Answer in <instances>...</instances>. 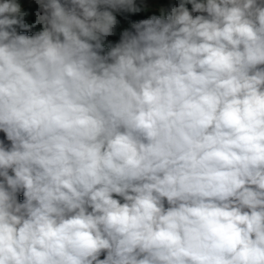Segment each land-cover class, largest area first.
<instances>
[{"label":"clouds","instance_id":"clouds-1","mask_svg":"<svg viewBox=\"0 0 264 264\" xmlns=\"http://www.w3.org/2000/svg\"><path fill=\"white\" fill-rule=\"evenodd\" d=\"M34 3L0 0V264H264V0Z\"/></svg>","mask_w":264,"mask_h":264},{"label":"trees","instance_id":"trees-1","mask_svg":"<svg viewBox=\"0 0 264 264\" xmlns=\"http://www.w3.org/2000/svg\"><path fill=\"white\" fill-rule=\"evenodd\" d=\"M24 7L30 9L33 12L36 9V5H35L34 2H31V3L27 4V5H25ZM141 18H147V16L144 15V14H137L136 16L129 17V19L130 20H133V21L134 20H137V19H141ZM33 19H34V17H33ZM122 23L124 24V26H127L128 25V21L127 20L122 21ZM0 138H3V134L2 133H0Z\"/></svg>","mask_w":264,"mask_h":264},{"label":"rangeland","instance_id":"rangeland-1","mask_svg":"<svg viewBox=\"0 0 264 264\" xmlns=\"http://www.w3.org/2000/svg\"><path fill=\"white\" fill-rule=\"evenodd\" d=\"M27 1V0H25ZM33 2V1H32ZM150 5H163L166 6L169 3V0H148ZM31 3V0H28L26 5Z\"/></svg>","mask_w":264,"mask_h":264},{"label":"crops","instance_id":"crops-1","mask_svg":"<svg viewBox=\"0 0 264 264\" xmlns=\"http://www.w3.org/2000/svg\"><path fill=\"white\" fill-rule=\"evenodd\" d=\"M27 1H28V0H27ZM27 1H25V0H20V2L22 3L23 6L26 5ZM32 1L34 2V0H31V2H32Z\"/></svg>","mask_w":264,"mask_h":264}]
</instances>
